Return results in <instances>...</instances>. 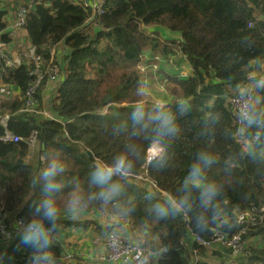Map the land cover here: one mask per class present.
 <instances>
[{
	"label": "trees",
	"instance_id": "trees-1",
	"mask_svg": "<svg viewBox=\"0 0 264 264\" xmlns=\"http://www.w3.org/2000/svg\"><path fill=\"white\" fill-rule=\"evenodd\" d=\"M105 6L97 22L88 23L89 11L79 0H45L28 13L21 37L2 32L9 17H5L7 10H0V39L6 44L14 42L13 51L23 52L18 66H5L0 58V85L12 92L0 95V114H9V128L23 138L35 131L37 148L32 155L24 141H0V205L10 221L29 219L39 200V187L31 191L28 177L56 154L66 167L65 189L59 197L63 210L73 186L87 191L94 164L110 160L129 141L143 147L145 141L131 135L129 119L132 106L141 101L135 65L142 52L156 50L157 44L142 27L165 29L181 36V50L194 71L183 80L175 79L180 99L167 103L177 115L179 132L168 141L166 161L163 166L149 165L146 156L151 146L143 147L124 181L126 197L135 202L136 210L117 227L127 224L147 237H156L152 245L166 251L148 264H224L229 248L206 247L196 237L208 241L212 228L233 234L237 231L230 217L233 209L264 204V129H247L243 136L248 143L238 141L226 103L231 92L252 82L253 67L264 64V0H106ZM174 43L164 44L161 53H168ZM31 46L44 65L51 57L59 64L60 80L48 93L43 91V81L36 90V111L20 112L24 91L34 80L29 74L32 64L24 57ZM256 95L264 96V92ZM42 108L51 117L38 112ZM257 131L259 139L254 134ZM202 151L210 152L215 162L205 170L201 185L216 183L222 189L215 218L204 228L193 223L200 187L190 189L195 211L162 220L151 216V204L168 197L139 176H147L169 196L180 195L190 166ZM79 211L116 215L111 207L96 203ZM61 226L80 231L91 227L100 237L114 227L63 216ZM243 238L250 241H245L243 251L228 264H264V220ZM0 247L4 264H26L29 247L20 238L7 244L2 241ZM193 250L198 260L192 258ZM61 251L57 245L58 257Z\"/></svg>",
	"mask_w": 264,
	"mask_h": 264
},
{
	"label": "clouds",
	"instance_id": "clouds-1",
	"mask_svg": "<svg viewBox=\"0 0 264 264\" xmlns=\"http://www.w3.org/2000/svg\"><path fill=\"white\" fill-rule=\"evenodd\" d=\"M251 80L252 88H245L240 92L242 103L238 109V118L246 129H264V96L255 94L264 92V77L253 75ZM129 119L131 135L143 139V147L152 148L147 153V163L153 165L155 162L156 165L163 166L167 158L168 141L179 132L176 113L167 104L153 102L151 107H147L143 101H138L132 106ZM256 135L259 139L260 131ZM143 147H139L135 141H129L110 160H101L94 164L87 178V191L73 186L72 191L67 194L63 210L59 197L65 189L62 182L66 171L65 162L56 154L47 158L44 166L28 177L31 191L39 187V200L34 211L29 219L18 222L15 226L16 234L29 247L26 264H60L56 247L59 244L61 219L65 213L78 212L92 203L111 207L116 214L111 221L113 226H119L124 217L132 215L136 204L126 197L124 181L133 171ZM214 162L215 157L210 152L198 153L190 166L181 194L170 195L163 201L155 200L149 208V214L162 220L195 211L190 189L200 187L199 211L196 212L193 223L199 228L206 227L209 219L215 218L219 212L220 205L217 200L222 196V189L218 184L201 185L205 170ZM148 198L152 199L151 194ZM164 251L165 248L159 250ZM0 264H4L2 256Z\"/></svg>",
	"mask_w": 264,
	"mask_h": 264
},
{
	"label": "built area",
	"instance_id": "built-area-1",
	"mask_svg": "<svg viewBox=\"0 0 264 264\" xmlns=\"http://www.w3.org/2000/svg\"><path fill=\"white\" fill-rule=\"evenodd\" d=\"M44 1L45 0H19L18 2H15L16 5L8 6L9 10L14 8V15L13 19L6 24L2 32L9 34V36H18L24 30L30 10L37 5L43 4ZM105 3L106 0H79L80 6L89 11L87 19L88 23L97 22L98 17L105 13ZM181 40V37L174 38L172 41H175V45L172 46L171 50L166 54H162L161 51L157 52V54L144 51L139 55L135 66L136 71L140 76L139 88L141 87L145 91L150 89L166 91V86L168 85V79L166 76L183 80L192 75L194 69L190 65L186 54L181 50ZM54 52V48H52L51 55H53ZM24 57L32 64L29 74L33 76L34 80L24 91V101L20 108V112H33L36 111L37 88L43 81H45L43 91L48 93L60 78V68L59 64L54 62L52 57L48 63L44 65L41 55L35 52L33 46L24 53ZM0 58L3 60L5 66H18L22 61V57L18 54L13 58L8 56L6 43L1 39ZM252 86V83H248L245 87H242L238 91L232 92L227 96V106L233 123L237 128L243 129V131H237L235 137L238 141L244 143H248V141L243 136L247 129L238 118V109L242 103L240 92L245 88H252ZM11 93V90L0 85V95H10ZM38 112L51 117L47 111L40 110ZM9 120L10 116L8 113L0 114V126L3 128V132L0 135V141L12 143L24 141L30 148H33V146L36 145V132L32 131L28 137L23 138L9 128ZM256 133L257 132L254 133L255 136H257ZM139 177L141 180L144 179L145 182H149L152 185L153 181L149 178H145L147 176L144 175V177ZM230 217L237 226V231L235 233L226 234L218 228H212V235L208 241L196 237V240L204 246L220 244L229 248V259L227 258L224 264H228V262L234 260V258L240 254L245 245L243 244V236L247 231L252 226L264 220V204L251 206L244 210L233 209ZM21 221L24 220L20 218L13 221L8 220L7 211L2 205H0V240L7 244L19 239V236L15 231V226ZM6 233L8 235H5ZM101 240L102 246H100V251L94 257H90L92 263L89 262L84 264H148L150 259L159 254L161 248H164L162 246L159 248H153L152 246L146 247L141 243L125 239L118 235L114 229H110ZM192 253L197 254V250H193ZM83 257H88V255ZM59 259H61L64 264H67L68 260L72 259V256L67 252L61 251ZM73 260L83 263L82 259L78 256L74 257Z\"/></svg>",
	"mask_w": 264,
	"mask_h": 264
},
{
	"label": "rangeland",
	"instance_id": "rangeland-1",
	"mask_svg": "<svg viewBox=\"0 0 264 264\" xmlns=\"http://www.w3.org/2000/svg\"><path fill=\"white\" fill-rule=\"evenodd\" d=\"M13 0H4V2H1V4H3L4 8L7 9L9 3H11ZM5 2L7 3V5L5 4ZM11 6V5H10ZM6 16H8L10 18V16L8 15V12L6 13ZM7 19V17H6ZM8 20V19H7ZM143 31L145 32V34L147 36H149L150 38H153L157 44V48L156 50H150L153 53L159 52L161 50V47L174 40V38H176V35H173V33L162 29V30H156L154 27L152 26H143L142 27ZM22 32L18 35L19 37H21ZM15 41V39H14ZM13 43H10L8 45H6V49H12L13 50ZM60 48H62L61 45H59ZM23 52L20 51H14V55H20ZM55 58V57H54ZM136 66V65H135ZM136 70V67H135ZM250 77H252L253 75L256 76H260V77H264V64H259L255 67H253V70L249 73ZM60 77V75H59ZM168 79V85L166 86V91H159L157 89H150V90H143L140 87V93H141V101H143L144 103H153V102H159V103H163L161 102L162 99H168V96L171 97V95H174V97L171 99V102L175 101H179L180 97H179V93L180 91L178 90V81L179 80L175 77H170V76H166ZM60 80V78H59ZM252 83L253 82H249ZM232 93V92H231ZM156 94H159V96L161 98H158V96ZM166 95V96H165ZM168 101H165V103L163 104H167ZM226 103H227V97H226ZM237 131H243V129L241 128H237ZM30 150H32V155L33 153L36 152L37 148L36 145L33 146V148H30ZM152 148L150 147L147 151V153L151 152ZM148 178V177H145ZM140 179V177H139ZM144 180V179H143ZM145 182V180H144ZM151 187L158 191V193L164 197H168L169 195L164 191L161 190L158 185L156 183L152 182ZM63 217L65 218H71L72 220H78V219H91V220H95L101 227L104 226H111V221L113 220L114 216L112 215H108L107 213H102V212H98V211H93V212H85V211H78V212H68L65 213L63 215ZM114 231L119 234L120 236L124 237L125 239L128 240H132L138 243L143 244L144 246H152L153 248H155L154 245H152L153 243V239L154 241H156V237L153 238V236L147 237L146 234H143L140 230L136 229V228H132L129 227L126 224V227L123 228H118L117 226H114L113 228ZM83 231V232H82ZM75 230V228H68L65 226H61L60 227V232H59V244L60 246H62V251L69 253L72 256L71 260H68L67 264H74V262H76L75 260H73L74 257H79L82 259L83 263H92V259L90 257H94L99 251H100V246H102V238H104L103 236L106 234H102L101 237L99 234H97L93 228H88L86 230ZM245 241H250L245 239ZM2 245V241L0 240V246ZM206 247H214L212 245L210 246H206ZM243 251V248L241 250V252ZM0 252H1V247H0ZM240 252V253H241ZM88 257H83V256H87ZM192 258L194 260H198L199 256L197 254L192 253ZM226 258L229 259V257L226 256ZM61 261V259H60Z\"/></svg>",
	"mask_w": 264,
	"mask_h": 264
},
{
	"label": "crops",
	"instance_id": "crops-1",
	"mask_svg": "<svg viewBox=\"0 0 264 264\" xmlns=\"http://www.w3.org/2000/svg\"><path fill=\"white\" fill-rule=\"evenodd\" d=\"M6 1V0H5ZM18 2L19 0H13L11 3H9V5L8 6H14V5H16V3L15 2ZM2 2H4V0L2 1ZM8 3V2H7ZM7 3L5 2V4L7 5ZM0 6H3V4H1V2H0ZM4 7V6H3ZM3 7H0V10H7V12H8V15L10 16V18H9V20H8V23H9V21L11 20V19H13V15H14V12H13V10H14V8H12V9H5V8H3ZM5 17H7L6 15H5ZM8 18V17H7ZM153 27V26H152ZM155 28V27H154ZM157 31L159 30H162V29H160V28H155ZM173 35H176V38H178V37H181L179 34H177V33H173ZM14 37H16V36H14ZM6 45H8V44H6ZM9 50H11V49H8V51ZM14 56H16V55H14V51L13 50H11V54H10V57H14ZM250 76V75H249ZM157 96H158V98H161L160 96H159V94H156ZM166 96V95H165ZM174 97V95H171V97H169L168 96V99H162L161 100V102H163V103H165V101H168V103L169 102H171V99ZM42 110H44V111H46L45 109H43L42 108ZM1 253V252H0Z\"/></svg>",
	"mask_w": 264,
	"mask_h": 264
},
{
	"label": "bare ground",
	"instance_id": "bare-ground-1",
	"mask_svg": "<svg viewBox=\"0 0 264 264\" xmlns=\"http://www.w3.org/2000/svg\"><path fill=\"white\" fill-rule=\"evenodd\" d=\"M62 247V246H61Z\"/></svg>",
	"mask_w": 264,
	"mask_h": 264
}]
</instances>
